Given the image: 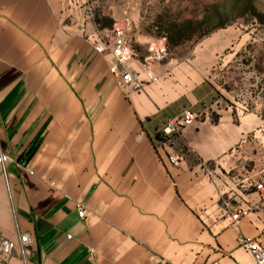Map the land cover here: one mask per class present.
I'll return each mask as SVG.
<instances>
[{"label": "crops", "instance_id": "obj_1", "mask_svg": "<svg viewBox=\"0 0 264 264\" xmlns=\"http://www.w3.org/2000/svg\"><path fill=\"white\" fill-rule=\"evenodd\" d=\"M80 6L0 0V264H254L239 237L264 244L262 113L222 102L212 45L120 84ZM135 42L143 73L151 40ZM185 107L196 122L162 138ZM20 232L27 254H5Z\"/></svg>", "mask_w": 264, "mask_h": 264}, {"label": "rangeland", "instance_id": "obj_2", "mask_svg": "<svg viewBox=\"0 0 264 264\" xmlns=\"http://www.w3.org/2000/svg\"><path fill=\"white\" fill-rule=\"evenodd\" d=\"M88 2L93 12L80 7L98 28L107 32L125 25L134 48L139 46L137 38H149L148 55L165 47L169 58L181 59L207 52L212 45L218 60L211 77L222 102L236 111L254 109L264 116V0Z\"/></svg>", "mask_w": 264, "mask_h": 264}, {"label": "built area", "instance_id": "obj_3", "mask_svg": "<svg viewBox=\"0 0 264 264\" xmlns=\"http://www.w3.org/2000/svg\"><path fill=\"white\" fill-rule=\"evenodd\" d=\"M75 4L85 5L90 12H93L92 3L88 0H71ZM95 42V49L98 52H111L113 54V61L110 65V71L115 76L117 81L134 90H141L144 88L148 80L156 79L154 68L156 63L168 57V50L163 48H156L154 52L147 56L144 61V72L134 70L129 67V61L136 55L132 38L125 25L115 26L110 31H105L98 28L93 34ZM200 114L190 107H185L182 111L173 117L167 118L163 124L159 134L164 139H171L184 128L196 122ZM172 162H178L181 158L179 153H172L170 155ZM6 154L0 153V162L6 164L9 161ZM262 188L261 184L257 185ZM248 210L244 207H238L232 213L233 222L236 223L241 216L248 214ZM79 214L84 216L85 210L82 205L79 206ZM69 237L72 235L69 234ZM31 242V236L28 232L19 233L17 240L5 239L1 242L2 251L10 255L16 248H19L21 253L25 256L27 254V245ZM239 244L248 250L254 257V264H264V244L258 239L242 235L239 237ZM26 261V260H25ZM27 263V261H26ZM28 264V263H27ZM36 264V263H30ZM207 264H217L216 261Z\"/></svg>", "mask_w": 264, "mask_h": 264}]
</instances>
